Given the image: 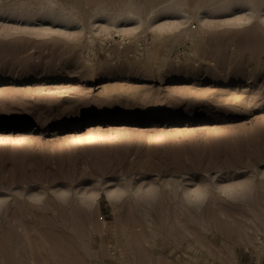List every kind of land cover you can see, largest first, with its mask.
Returning <instances> with one entry per match:
<instances>
[{"label":"rangeland","instance_id":"374dc122","mask_svg":"<svg viewBox=\"0 0 264 264\" xmlns=\"http://www.w3.org/2000/svg\"><path fill=\"white\" fill-rule=\"evenodd\" d=\"M62 1L82 17L97 0ZM106 1L137 2L145 14L170 0ZM186 1L191 15L211 2ZM16 2L0 0V121L10 123L0 125V195L9 196L0 212V264H33L32 258L36 264H139L137 239L144 234L181 264H260L258 251L240 235L250 229L264 239L257 229L264 227V19L258 18L264 11L244 25L219 20L248 11H209L213 24L196 33L203 25L193 18L186 24L195 30L189 39L178 45L168 39L171 50L161 47L152 56L146 54L153 48L150 32L140 38L139 51L123 35L97 37L90 68L89 54L73 37L39 30L37 17L16 16ZM220 168L233 180L251 177L250 196H222L215 189ZM165 180L213 181L199 221L174 207L181 201L169 198ZM151 181L164 197L149 218L155 228L132 196L118 208L129 222L123 232L106 191ZM96 187L98 203L87 208L81 193ZM67 189V196L57 194ZM37 193L43 194L39 200L30 198ZM204 218L208 230L201 228Z\"/></svg>","mask_w":264,"mask_h":264},{"label":"bare ground","instance_id":"6f19581e","mask_svg":"<svg viewBox=\"0 0 264 264\" xmlns=\"http://www.w3.org/2000/svg\"><path fill=\"white\" fill-rule=\"evenodd\" d=\"M17 1L18 2H16V4L18 3V5H15L16 6V16L20 17V16L26 15L29 18L37 17L39 22L42 21V25H43L40 28H38L39 30H41L43 32L51 31L52 33L64 32L68 36L73 37V39L77 42V46L79 45L82 49L87 51L86 54L87 53L89 54L88 56L90 58L88 57L85 60L88 62V66L90 68H93V66H94L92 63L94 60L93 58H95L97 55V54L95 55L96 52L94 51L95 50V41H96L97 37H101L102 39H107V38L111 37L114 33H117L118 35H123L125 37V40L130 39L131 42L133 41L134 46H135L134 47L135 50L139 51V48L142 47V45H143V44H140V38L143 37V35H146L148 32H150V33H152L153 48L147 47V50H146L147 53L146 54H149V56H152L153 54H156L157 51H159L161 47H167L165 41L168 39H170L171 41H173V43H176V44L179 41V39H181V38L188 37V39H189V37H191L195 33L194 32L195 30L192 29L191 26H190L191 27L190 28L186 24H189L188 22H191V20H193V18L195 20L197 19L200 22L198 24L203 25V27H200V25H199V27H200L199 29H198V27H195V28H197L196 33L198 30L202 31V28L206 27L205 26L206 23L210 22L211 24H213V22L211 20H207V17H208L207 14L209 11H212V10L216 11L217 10V11H222L224 13L229 11V9H233V11H239V10L248 11V13H244L242 15H238V16H235L232 18L227 17V18H223V19L219 20L220 22H224V24H225V22L227 23V21L232 20V21H235L233 23L236 25L247 24L253 20L256 13L264 11V8H263L264 7V0H259L258 2H257V0H210L212 2V4H211V2L209 3L206 1L205 3L209 4L206 6H203L202 5L203 3L201 2L202 6L197 7V8H199L198 12H196L194 15L190 14V12L186 8V3H183V2H187L186 0H184V1L182 0L183 2L181 0H172V1L170 0L171 2L165 0V1H167L166 4H164V5L159 4L161 6L156 5L157 7L153 5L150 7L149 11L146 12L145 14H143L141 7L139 9L137 2H136L137 4L134 2H131V1H129V2L127 1L125 3L123 2V4H121V3L116 4L114 2L115 5L112 2L113 6H114L113 7V6H111V3L107 2L106 0H97L95 7L93 9H91V12L90 13H88L89 11L87 12L89 15L88 16L85 15L87 18V23H86L84 20L85 16L83 15L84 17L83 16L81 17L80 15H78V13H77L78 8L75 9L74 6H71V4L68 5V4L64 3L62 0H36L34 3L27 1V0H22V1L17 0ZM69 1H68V3H69ZM165 1H164V3H165ZM192 1H194V0H192ZM116 2H118V1L116 0ZM12 3H15V2H12ZM193 3H195V2H192V4ZM9 4H10V2H9ZM139 5H140V3H139ZM187 6H189V5H187ZM190 6H189V8L193 7V5L191 7ZM14 7L12 6V9ZM7 8H8V6H7ZM34 9H36L35 12H33ZM191 11H192V9H191ZM195 11H192V12H195ZM0 12L2 14L5 13L4 10H0ZM203 14L206 15L205 19H204V17H201V15H203ZM159 18H165V19L160 22V21H158ZM258 18H260V20L264 19V14L261 13L260 15H258ZM50 23H54L55 24L54 26H56L58 28H54V26H51ZM32 24H34V23H32ZM46 24H49V25L47 27L46 26L44 27V25H46ZM85 24H87V26ZM76 25H80L79 29L77 30V28H76V30H71L74 26L77 27ZM33 26L35 27V25H33ZM211 27H214V26L212 25ZM36 28H32V30H34ZM22 30H23V28H22ZM20 31H21V29H20ZM177 31H179V32H177ZM203 32H204V30H203ZM198 35H201V34H198ZM196 36H197V34H196ZM201 36H204V35L202 34ZM200 40H199V42L203 41L202 38ZM173 43L171 42V44H172L171 46H174ZM192 43L194 44V40H192ZM176 44H175V46H176ZM198 44H199L198 46H200L201 43H198ZM195 45L197 48L198 47L197 44H195ZM128 47H129V45H128ZM192 47L195 48V46H193V45H192ZM121 48L123 49L124 46H122ZM174 49L175 48H173V50ZM198 49H199V47L196 50L198 51ZM165 50L170 51L171 48L167 47ZM130 51H132V49ZM136 51H135V54H136ZM91 52H92V55H91ZM123 52L125 55V53L127 51L126 52L123 51ZM133 53H134V51H133ZM93 54H94V56H93ZM122 55H123V53H122ZM127 55H128V53H127ZM130 55L131 54H129V56ZM91 56H93V57H91ZM133 56H136V55H133ZM121 57H123V56H121ZM119 58H120V56L118 57V59ZM125 58H127V56ZM169 60H170V58H169ZM180 60L178 62H181ZM177 65H175V67H177ZM116 117L117 116H112V118H114V119ZM4 122H7V124H0V125L1 126H8L9 120L0 121V123H4ZM17 127L25 128V127H27V125L24 122L17 121ZM242 170H244V169H242ZM217 171H218L217 172L218 174L220 173L219 176L221 177V180H219L216 183L215 189H217L220 194H223L222 196L225 195V196L229 197V199H231V200H242V199L248 198L250 196L251 192L253 191L254 187L256 186L253 184L254 182H253L251 177H245L242 179L233 180L231 178H228L230 176H227V175H231V174H229L230 173L229 170H224L223 168H220ZM237 171H239V170H237ZM217 173L215 174L216 176H217ZM262 174L264 175V171L262 172ZM262 174H260V175H262ZM212 182L205 180L203 183H196L195 185H191L190 182L189 183L184 182L185 183L184 184L183 181L165 180L164 184H165V186L170 187L169 190L171 193L169 194V198L170 199H179L181 201V203H179V204L176 202L175 206L174 205L173 206L175 208H177L179 205L182 206L188 212L189 217L191 219L192 218L197 219L199 216L197 213H199L200 215H202V213H203L204 203H205L208 195L211 192L210 187H211ZM161 189H162V187L160 184L156 183L155 181H151L145 187L138 185L136 188L131 189L130 187H127V185H126V186L120 187V188H111V189H108L107 191L105 190L106 191V197L110 201V203L113 206V209L116 213V219L118 221L117 224L123 232L126 231L128 225H129V222L124 221L120 216L117 215L118 208L122 207L124 201H126V199L130 200V198L132 196L135 199L137 205H139L141 207V209L143 210V214H144V218H145L146 222L149 225L154 227L153 221H151L149 218L152 217V210H154V208H155V203L157 202L158 197L164 201V197L161 193L162 192ZM69 192H71V191H69L67 189V190H62L60 192H57V194L61 197H65L69 194ZM81 194H82V198H81L82 201L85 202L87 208L91 209V208H93V206L95 204L98 203L101 192H100V189L98 187H96L92 191H89V192L86 191V192H83ZM42 196H43L42 193H37V194H31L30 198H32L33 200H39ZM8 197L9 196H7V195H0V212L3 208V205L6 203ZM79 199H80V196H79ZM79 201H81V200H79ZM132 215L134 218H136L133 212H132ZM252 218H254V217H252ZM177 220H179V219H177ZM198 221H199V218H198ZM103 225H105L104 221H103ZM168 225H170V224H168ZM200 225H201V228L208 230V228L206 227L205 218L202 219V221H200ZM155 226H156V224H155ZM116 229H117V227H116ZM168 229H169V227H168ZM257 229L264 236V227L261 228V227L257 226ZM156 230H157V228H156ZM153 231H154L153 235H155L156 234L155 230H153ZM170 231H171V229H170ZM250 231H251L250 229L244 230L242 235H240V239H242L244 241L247 240L248 243L251 244L255 248V251H258V257L262 258V256L264 255V239H261L259 237H254V235ZM203 232H205V231H203ZM113 233L115 234V229H113ZM168 233L169 232H167V234ZM188 233H191V232L188 231ZM170 235L173 237L172 234H170ZM167 236H165V237L167 238ZM160 237H163V236H160ZM160 239H162V238H160ZM224 239H226V238H224ZM224 239H223V241H224ZM137 240H138L137 244H139L138 246L140 248L138 254L141 257L139 264H150V262L153 259V256L156 258V264H181L180 261H178V260L177 261H170L169 255H166V254L163 255V253L157 249L158 247L155 248L153 242H151L150 238L147 235L144 234L143 238L138 237ZM173 242L177 247H179V245H181V243L179 245H177L178 241L176 239L173 240ZM188 242H190V241H188ZM192 242H193V240H192ZM194 243H193V245H194ZM86 244H87V242H86ZM147 245H149L150 247H153V249H150L149 247H147ZM193 245H192V247H193ZM252 246H250V247L252 248ZM196 247H198V246H196ZM114 249H115V247H114ZM118 249H120V248H118ZM175 249H177V248L175 247ZM189 250H190V248H189ZM182 251H183V249H182ZM190 253H192V252H190ZM254 253H256V252H254ZM135 254L137 255V253H135ZM178 254H179V252H178ZM173 255H174V252H173ZM174 256L173 257L175 259L176 258L180 259V257H178V255H174ZM202 259H204V258H202ZM32 260L34 261L33 258H32ZM183 260H184V258H183ZM190 260H191V258H190ZM33 261H32V263L36 264V262L35 261L33 262ZM204 261H205V259H204ZM128 263H130V262H128Z\"/></svg>","mask_w":264,"mask_h":264},{"label":"crops","instance_id":"0c3cea01","mask_svg":"<svg viewBox=\"0 0 264 264\" xmlns=\"http://www.w3.org/2000/svg\"><path fill=\"white\" fill-rule=\"evenodd\" d=\"M263 259V260H262ZM260 264H264V255L262 256L261 260H260Z\"/></svg>","mask_w":264,"mask_h":264}]
</instances>
